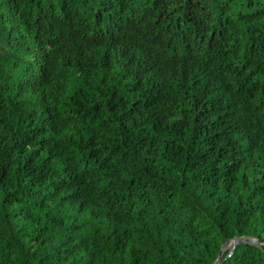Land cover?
Listing matches in <instances>:
<instances>
[{
    "label": "trees",
    "instance_id": "1",
    "mask_svg": "<svg viewBox=\"0 0 264 264\" xmlns=\"http://www.w3.org/2000/svg\"><path fill=\"white\" fill-rule=\"evenodd\" d=\"M234 237L264 242V0H0V264H213Z\"/></svg>",
    "mask_w": 264,
    "mask_h": 264
},
{
    "label": "water",
    "instance_id": "2",
    "mask_svg": "<svg viewBox=\"0 0 264 264\" xmlns=\"http://www.w3.org/2000/svg\"><path fill=\"white\" fill-rule=\"evenodd\" d=\"M255 245L258 246L261 244V241L254 238V237H234L230 240H228L225 244L222 245L220 252L218 253L217 259L213 262V264H219L220 262V255L223 254L225 251L224 249L228 246L230 247L229 249V254H232L234 252V249L238 245Z\"/></svg>",
    "mask_w": 264,
    "mask_h": 264
},
{
    "label": "bare ground",
    "instance_id": "3",
    "mask_svg": "<svg viewBox=\"0 0 264 264\" xmlns=\"http://www.w3.org/2000/svg\"><path fill=\"white\" fill-rule=\"evenodd\" d=\"M262 246H264V242H261V244L260 245H258V247H262ZM225 250V249H224ZM230 250V249H229ZM224 253V252H223ZM219 255V254H218ZM218 255H217V257H218ZM232 254H229L228 253V255H227V257H230ZM222 256H223V254H221L220 255V261H221V259H222ZM217 259V258H216ZM220 263V262H219Z\"/></svg>",
    "mask_w": 264,
    "mask_h": 264
},
{
    "label": "rangeland",
    "instance_id": "4",
    "mask_svg": "<svg viewBox=\"0 0 264 264\" xmlns=\"http://www.w3.org/2000/svg\"><path fill=\"white\" fill-rule=\"evenodd\" d=\"M229 248H230V247L227 246L225 249L227 250V249H229Z\"/></svg>",
    "mask_w": 264,
    "mask_h": 264
}]
</instances>
